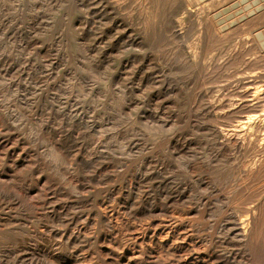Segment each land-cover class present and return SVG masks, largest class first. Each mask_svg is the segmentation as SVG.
<instances>
[{"label":"rangeland","instance_id":"1","mask_svg":"<svg viewBox=\"0 0 264 264\" xmlns=\"http://www.w3.org/2000/svg\"><path fill=\"white\" fill-rule=\"evenodd\" d=\"M0 264H264V0H0Z\"/></svg>","mask_w":264,"mask_h":264}]
</instances>
